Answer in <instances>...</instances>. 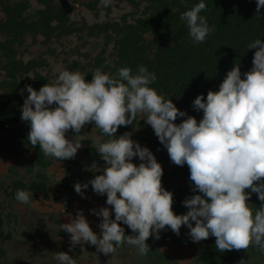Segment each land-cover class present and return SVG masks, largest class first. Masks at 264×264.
Wrapping results in <instances>:
<instances>
[{"label": "clouds", "instance_id": "1", "mask_svg": "<svg viewBox=\"0 0 264 264\" xmlns=\"http://www.w3.org/2000/svg\"><path fill=\"white\" fill-rule=\"evenodd\" d=\"M111 2L101 0L105 8ZM205 8L201 0L180 16L195 43L205 42L214 31L200 15ZM262 8L264 0H256L257 15ZM248 48L257 50L253 67L243 79L240 66L235 64L219 91L209 90L206 100L198 95L193 101V108L203 112L199 122L187 116L181 123H174L187 114L149 87L157 77L143 65L138 66L136 74L129 67H121L115 76L97 68L90 82L78 70H63L38 91L25 86L28 95L21 120L30 124L29 143L38 145L45 156L74 158L82 145L65 134L69 130L79 134L89 123L110 137L97 148L105 162L103 174L74 185L81 196L89 184L94 193L106 194L111 210H90L102 218L98 225L102 238L81 210L69 223L59 225L61 231L70 234L71 248L90 244L97 252L110 255L127 243L144 256L150 251L146 243L150 236L158 240L166 227L179 235L184 225L193 242L215 237L219 252L247 250L254 245L264 253V203L255 211L248 203L252 193L264 202V41L256 39ZM137 116L154 130L171 162L187 164L192 191L200 194L182 202L188 209L186 214L174 213L173 193L162 186L163 168L153 153L133 141L130 133L114 138L120 126L133 124ZM133 157H139L138 166L131 162ZM31 195L17 190L15 199L29 204ZM121 222L134 235H125ZM53 256L58 264H76L67 252Z\"/></svg>", "mask_w": 264, "mask_h": 264}, {"label": "rangeland", "instance_id": "2", "mask_svg": "<svg viewBox=\"0 0 264 264\" xmlns=\"http://www.w3.org/2000/svg\"><path fill=\"white\" fill-rule=\"evenodd\" d=\"M160 5V1L112 0L105 8L101 0H0V125L7 131V153L13 159L0 171V264H58L53 256L56 252H67L76 264H264V253L254 245L247 250L219 252L215 237L193 242L184 225L179 235L166 227L158 240L150 236L146 241L150 251L144 256L127 243L110 255L97 252L90 244L71 248L70 234L59 228L82 210L92 230L102 238L98 227L102 218L90 210H111L106 194L94 193L89 184L81 196L74 185L103 174L105 162L97 148L110 137L89 123L79 134L72 130L65 134L82 145L74 158L45 156L38 145L31 146L27 139L30 124L21 120L28 95L25 86L38 91L63 70H78L90 82L97 68L115 76L119 68L128 67L141 59L138 57L150 60L170 36L162 21L158 22L161 28H155ZM148 17H152L151 22ZM145 28L149 30L142 32ZM149 87L187 114L174 123L187 116L197 122L203 118L202 111L175 101L152 84ZM126 132L153 153L163 168L162 186L173 193L174 213L186 214L188 209L182 202L200 194L192 191L187 164L171 162L167 149L142 117L120 126L114 138ZM131 162L141 163L139 157ZM17 190L32 194L29 204L16 201ZM248 203L255 211L264 202L252 193ZM111 218H115L114 211ZM121 227L125 235H134L122 222Z\"/></svg>", "mask_w": 264, "mask_h": 264}, {"label": "trees", "instance_id": "3", "mask_svg": "<svg viewBox=\"0 0 264 264\" xmlns=\"http://www.w3.org/2000/svg\"><path fill=\"white\" fill-rule=\"evenodd\" d=\"M148 1H160L155 28L160 29L158 22L162 21L170 36L165 44L157 47L150 60L141 56L128 67L132 73L140 65L154 72L157 79L152 87L195 110L192 106L195 98L203 95L206 100L209 90L219 91L235 64L240 66L242 79L252 69L257 49H249L248 45L256 39L264 41V8L257 15L256 0H203L206 8L200 15L214 28L203 43L193 42L186 22L180 19L183 12L201 0ZM151 19L147 20L151 22ZM148 30L145 28L142 32Z\"/></svg>", "mask_w": 264, "mask_h": 264}, {"label": "crops", "instance_id": "4", "mask_svg": "<svg viewBox=\"0 0 264 264\" xmlns=\"http://www.w3.org/2000/svg\"><path fill=\"white\" fill-rule=\"evenodd\" d=\"M7 131L0 125V171H5L13 162L12 156L7 153Z\"/></svg>", "mask_w": 264, "mask_h": 264}]
</instances>
